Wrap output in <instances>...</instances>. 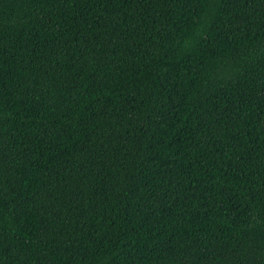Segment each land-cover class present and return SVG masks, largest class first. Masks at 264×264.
<instances>
[{"label":"trees","instance_id":"obj_1","mask_svg":"<svg viewBox=\"0 0 264 264\" xmlns=\"http://www.w3.org/2000/svg\"><path fill=\"white\" fill-rule=\"evenodd\" d=\"M0 264H264V0H0Z\"/></svg>","mask_w":264,"mask_h":264}]
</instances>
